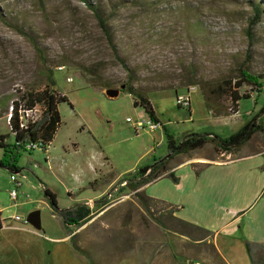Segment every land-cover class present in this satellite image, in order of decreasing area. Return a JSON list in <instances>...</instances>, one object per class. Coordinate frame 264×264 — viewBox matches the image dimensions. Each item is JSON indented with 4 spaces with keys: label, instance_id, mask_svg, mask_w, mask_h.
I'll list each match as a JSON object with an SVG mask.
<instances>
[{
    "label": "rangeland",
    "instance_id": "rangeland-1",
    "mask_svg": "<svg viewBox=\"0 0 264 264\" xmlns=\"http://www.w3.org/2000/svg\"><path fill=\"white\" fill-rule=\"evenodd\" d=\"M90 2L109 18L117 53L132 70L134 81L81 0H0V135L14 142L7 119L11 103L25 91L44 90L48 71L53 73L54 90L65 94L71 104L59 106L62 123L48 153H19L17 177L23 187L16 202L10 199L15 189L12 173L0 168V208H7L4 218H19L31 229L26 219L40 211L42 231L49 236L59 234L62 222L53 216L42 182L56 195L60 208H75L79 197H70L66 186L75 177L90 181L93 167L106 177L125 174L126 181L133 180L137 172L130 175L132 171L168 156L166 133L177 144L193 134L226 139L264 106V81L257 93H250L247 87L240 90L253 98L242 100L239 113L230 118H213L202 95L203 90L224 80L236 79L241 68L254 76L264 75V17L254 29L253 43L246 33L253 18L250 2L264 5V0H146L138 7L133 6V0ZM2 18L29 33L46 61ZM128 86L150 100L161 128L136 133V123L148 118L123 92ZM192 87L196 91L190 96V109L179 108L176 98ZM107 90H118L120 95L111 99ZM226 99L227 110L230 103ZM209 150L220 156L215 146L208 144L184 158L200 159ZM3 157L0 148V161ZM181 159L174 158L166 168L173 169ZM145 186L134 190L121 187L117 193L107 190L97 203L100 206H94L86 231L77 235L74 232L79 229L71 230L82 256L93 264H211L214 253L210 244L195 242L206 235L168 223L163 217L171 215L170 211L147 197ZM138 195L148 199L149 212ZM185 235L193 240L189 245L175 243L177 238L191 241ZM158 239L161 245L156 243ZM251 249L255 264H264V247ZM213 263L217 264L216 259Z\"/></svg>",
    "mask_w": 264,
    "mask_h": 264
},
{
    "label": "crops",
    "instance_id": "crops-1",
    "mask_svg": "<svg viewBox=\"0 0 264 264\" xmlns=\"http://www.w3.org/2000/svg\"><path fill=\"white\" fill-rule=\"evenodd\" d=\"M259 120L262 131L238 152L218 156L209 150L200 159L177 155L174 158L183 159L176 167L167 169L163 177L143 188L147 197L170 211L171 215L163 217L168 218V223L182 224L206 235L195 242L210 244L214 253L211 264L214 259L217 264H252L249 247H264V115ZM170 173L178 182L167 176ZM123 176L106 177L93 167L90 181L75 177L66 191L70 197L78 196V206H89L93 215L94 206H100L97 203L108 189L119 191ZM41 186L46 185L42 182ZM72 188L78 189L76 194ZM6 210L0 208V264H93L75 251L71 242L75 233L82 235L86 231L87 224L70 236L75 228L67 229L62 223L59 234L49 236L47 231L37 232L22 222L6 221ZM188 238L191 241L177 238L175 243L187 246L193 241ZM156 243L161 245V240Z\"/></svg>",
    "mask_w": 264,
    "mask_h": 264
},
{
    "label": "trees",
    "instance_id": "trees-1",
    "mask_svg": "<svg viewBox=\"0 0 264 264\" xmlns=\"http://www.w3.org/2000/svg\"><path fill=\"white\" fill-rule=\"evenodd\" d=\"M81 1L85 6L88 7L97 20L98 25L102 30L110 48L112 49L115 58L125 69L129 78L134 81V79H132V70L128 67L126 61L120 58L117 53L111 29L109 28V18L105 16L103 11H101L98 6L93 5L90 0ZM144 1L146 0H133V6H142ZM250 5L253 11V18L248 24L246 33L249 43H253L254 29L259 24H261L264 17V5L261 3L252 2H250ZM2 20L7 27L15 30L19 35L30 41L37 50L40 58L44 62L46 61L36 41L29 33L25 32L22 27L18 26V24L11 23L10 20L4 18H2ZM197 27L198 26L196 25L193 26V28L196 29ZM250 46H252V44H250ZM48 75V83L44 90L25 91L18 100L11 103L10 107H12L13 110L8 126L14 142L9 143V136L0 135V148L4 149V157L0 161V168L6 169L11 173L20 172V169L17 166V161L19 158V153L24 150L21 147H18L17 143L30 142L33 144H38L39 150H43L45 153H48V150L53 143L62 123L59 113V106L62 103L70 104L66 96H61L54 90L56 84L53 80V73L48 71ZM262 81H264V75L254 76L249 74L245 69L241 68L236 79L224 80L215 87L202 91L205 107L215 119L236 116L239 113V104L241 101L251 99L250 94H241L240 90L243 87H247L250 89V93H257L258 89H262ZM123 92H126L133 98V106L135 108L142 107L146 113V116L152 122L158 123L150 100L136 92V90L131 86L126 87ZM224 99L228 100L230 103V108L227 110L224 108ZM21 107L26 108L27 110H33L36 107H41L43 109L42 119L37 124L30 126L27 130H21L19 127V110ZM262 115H264V108H262L259 114L252 118L238 133L226 139H222L211 134H193L187 136L181 141V143L177 144L174 138L166 133L165 136L168 143V156L165 159L155 162L151 166H146L139 169L135 179H127V181L124 180L128 184L127 187L131 190H134L148 185L157 179H160L167 171L166 167L168 162L175 156L202 149L208 144H213L217 152L220 154H232L238 152L252 139L256 133L262 131L260 123H258V119ZM167 176L174 182H178L173 174L170 173L167 174ZM43 191L45 197L49 200V206L53 216L60 218L65 228L79 229L92 220L93 215L89 206L79 205L75 208L61 209L58 206L56 195L45 187L43 188ZM138 199L143 205L145 211L149 212L150 207L148 206V199L141 195H138ZM71 242L73 244L74 250L81 254L80 250L75 246L73 239H71ZM249 252L252 254V249L250 247ZM252 264H255L254 260H252Z\"/></svg>",
    "mask_w": 264,
    "mask_h": 264
},
{
    "label": "built area",
    "instance_id": "built-area-1",
    "mask_svg": "<svg viewBox=\"0 0 264 264\" xmlns=\"http://www.w3.org/2000/svg\"><path fill=\"white\" fill-rule=\"evenodd\" d=\"M62 71V68L61 70ZM68 82H72L71 79H67ZM196 88L192 87L190 88L189 92H187L186 95H180L176 98V103L177 106L179 108L182 109H190V96L191 94L195 93ZM12 110L13 108L10 107L9 108V114H8V124L10 123L11 117H12ZM19 127L21 130H27L30 126H33L35 124H37L43 116V109L41 107H36L33 110H27L26 108H20L19 110ZM148 118V117H147ZM128 123H132V121L130 119H128L127 121ZM159 128H161V125L158 123H154L152 122L149 118L148 120H144V121H140L138 123H136L135 125V131L136 133L138 131H142L145 129H148L149 131L153 132L158 130ZM18 147H21L24 151L26 152H33V151H37L39 150V145L38 144H33L30 142L27 143H17ZM18 173L17 172H13L11 175V182L14 184L15 189H13L10 192V199L14 202H16L19 198V191H21L23 184L22 182L18 179ZM128 184L126 181H123L121 183V187H127ZM109 198H111V195H109ZM13 221L16 222H22L19 218L16 219H12ZM9 221V220H6ZM26 223V222H25ZM27 224V223H26Z\"/></svg>",
    "mask_w": 264,
    "mask_h": 264
},
{
    "label": "water",
    "instance_id": "water-1",
    "mask_svg": "<svg viewBox=\"0 0 264 264\" xmlns=\"http://www.w3.org/2000/svg\"><path fill=\"white\" fill-rule=\"evenodd\" d=\"M120 92L118 90H107L106 95L113 99L119 96ZM26 223L30 225L35 231L40 232L42 230L41 212H32L26 219Z\"/></svg>",
    "mask_w": 264,
    "mask_h": 264
}]
</instances>
